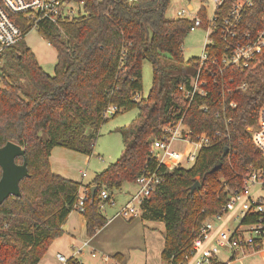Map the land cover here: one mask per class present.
Returning a JSON list of instances; mask_svg holds the SVG:
<instances>
[{"label": "trees", "instance_id": "trees-1", "mask_svg": "<svg viewBox=\"0 0 264 264\" xmlns=\"http://www.w3.org/2000/svg\"><path fill=\"white\" fill-rule=\"evenodd\" d=\"M75 1L85 3V16L61 22L59 27L47 21L37 27L56 50L53 74L40 66L24 42L33 20L12 15L22 37L2 55L7 64L1 66L0 74V147L9 141L20 145L28 175L19 182L20 195H10L0 204V264H37L63 234L70 212L79 211L76 204L82 187L89 192L80 213L87 237H93L107 223L102 204L111 203L112 192L123 183H135L146 172H155L162 180L140 202V216L164 224L161 259L166 264L185 261L203 220L220 212L230 193L241 188L249 167L264 166L247 130L259 122L264 104V52L254 69L229 67L223 75L212 77L203 72L206 93L196 94L190 101L178 86L189 85L199 57L184 59L182 45L190 21L166 18L170 0ZM233 1L223 0L216 9L219 17L227 14ZM262 16L264 0H252L243 13L240 33L261 28ZM213 38L214 44L205 48L209 56H219L224 44L219 32ZM144 60L152 66V84L145 98L135 99L142 91ZM183 65L192 66L191 73L172 74ZM221 80L225 89H231L224 97L234 107L223 103ZM243 80L245 89H237ZM109 106L116 107L114 113L139 109L129 129H120L124 148L119 158L88 184L53 173L49 162L52 148L93 153ZM180 118L193 137L213 136L217 131L225 136L201 147L190 167L167 168L152 156V142L163 136L166 124ZM225 148L228 151L223 156ZM15 161L22 163L23 157ZM217 161H221L220 168L211 171ZM196 181L200 187L189 193ZM102 190L108 192L106 200L100 199ZM66 264L83 263L69 257Z\"/></svg>", "mask_w": 264, "mask_h": 264}, {"label": "built area", "instance_id": "built-area-1", "mask_svg": "<svg viewBox=\"0 0 264 264\" xmlns=\"http://www.w3.org/2000/svg\"><path fill=\"white\" fill-rule=\"evenodd\" d=\"M138 0H125L127 3H135ZM197 2V10L194 12L191 2ZM172 2H185V6H177L172 19H185L190 21L189 31L202 27L206 31L207 42L203 46L202 55L195 74L189 75V85L180 84L178 89L184 97L191 101L196 95L206 93L207 80L202 77L203 72L208 76L224 74L229 67L237 69H254L261 63L264 52V16L261 17L262 27L251 33L242 35L240 26L243 13L252 0H234L224 16L219 17L216 9L221 6L223 0H170ZM168 6V7H169ZM168 9V8H167ZM87 8L83 1L75 0H0V62L6 48L15 45L22 37V30L14 14H23L33 21L30 26L38 27L43 21L51 22L59 27L64 21L85 16ZM219 32L224 52L219 56H209L206 45L214 44L213 34ZM231 78L228 82H231ZM215 82V81H214ZM222 94L224 97L231 93V89L224 88L221 80ZM246 82L241 81L237 89L243 90ZM136 94L135 99H138ZM223 103L234 107L233 101L224 97ZM206 109L205 107H201ZM115 106H109L105 116L109 112H115ZM219 116L216 113V117ZM247 130L251 133L253 142L264 159V104L259 110V122ZM163 136L154 139L151 146V154L157 163L167 168L183 166V162H194L201 147L207 146L213 141L219 140L225 135L217 131L213 136L198 134L192 136L190 128L184 123L183 118L176 122H170L163 127ZM219 138V139H217ZM175 142L185 143L183 150L172 147ZM184 167V166H183ZM85 176V173H82ZM161 177L154 173H143L135 180L139 186L137 193L125 202L118 214L124 219H133L140 214V202L147 198L161 181ZM89 188L82 187L77 201L79 211L83 210V202L88 198ZM108 192L102 190L100 199L106 200ZM228 252L229 258L223 262L219 258L220 250ZM91 253V256H95ZM259 256L260 264H264V166L249 167L243 178L241 188L230 193L221 211L206 217L198 231L192 238L191 253L185 260L176 264H243L248 257ZM60 264H66L67 258L57 254ZM108 260V258H104ZM110 264H121L111 262Z\"/></svg>", "mask_w": 264, "mask_h": 264}, {"label": "rangeland", "instance_id": "rangeland-1", "mask_svg": "<svg viewBox=\"0 0 264 264\" xmlns=\"http://www.w3.org/2000/svg\"><path fill=\"white\" fill-rule=\"evenodd\" d=\"M197 2H191L194 12L197 10ZM185 2H172L166 11V18L172 19L174 17V10L177 6H185ZM24 42L34 53L40 66L49 74H53L54 64L56 62V50L48 43V41L40 35L36 28L29 30L24 36ZM206 31L202 27H198L193 31H189L183 40L182 53L185 60L191 57H200L203 52V46L206 44ZM7 64V57L3 56L0 62L1 66L5 68ZM193 67L190 65H183L172 74H181L183 72H190ZM2 82L0 79V86ZM152 84V66L149 61L144 60L142 63V91L139 93V98H145ZM139 114L138 108H131L127 110H120L117 113L109 112L106 115L107 120L100 126L98 136L95 140L93 153L91 155H84L77 151L67 149L65 147L56 146L52 148L49 162L51 171L60 176L66 177L82 184L90 183L95 175L105 169L109 164L115 162L123 148L124 142L120 129L128 130L133 120ZM187 144L175 142L172 147L176 150H183ZM193 162H183L184 167H190ZM173 168V166L171 165ZM85 173V176L82 175ZM131 191L139 189V186L134 182H127ZM112 199L114 204L105 202L102 204L101 210L103 215L107 218L114 215L121 201L125 198L124 192L121 188L115 189L112 192ZM80 212V211H79ZM140 215V214H139ZM120 216V215H119ZM123 218V217H122ZM132 220V219H125ZM148 221V220H147ZM156 222V221H150ZM164 233V232H163ZM159 230H154L146 236L141 246L134 248L130 256L133 264H142L146 260V264H166L161 259L160 252L164 245V234ZM144 242V243H143ZM219 258L225 262L228 258V252L220 250ZM90 260V259H89ZM261 259L255 255L243 260V264H260ZM238 264V263H233Z\"/></svg>", "mask_w": 264, "mask_h": 264}, {"label": "crops", "instance_id": "crops-1", "mask_svg": "<svg viewBox=\"0 0 264 264\" xmlns=\"http://www.w3.org/2000/svg\"><path fill=\"white\" fill-rule=\"evenodd\" d=\"M128 185L125 182L120 187L125 198L121 201L119 209L138 191H131ZM114 203L115 200L112 199L110 204ZM119 209L114 215L107 217V223L90 238L86 235L84 216L78 210H72L62 226L63 234L50 244L37 264H60L57 254L76 258L83 264H110L114 261L133 264L130 256L134 248L141 246V240L154 230L163 233L164 224L144 220L140 215L132 220H125L119 216ZM91 253L96 255L92 257ZM115 254H119V257H114ZM142 264H146V260H143Z\"/></svg>", "mask_w": 264, "mask_h": 264}, {"label": "water", "instance_id": "water-1", "mask_svg": "<svg viewBox=\"0 0 264 264\" xmlns=\"http://www.w3.org/2000/svg\"><path fill=\"white\" fill-rule=\"evenodd\" d=\"M227 151L228 149L225 148L222 155L225 156ZM24 153V149L14 142L9 141L0 147V204L10 195H20L19 182L28 175L27 162ZM19 156L23 157L22 163H17L15 161V158ZM220 166L221 161H217L211 171L219 169ZM199 187V181L194 182V184L190 186L189 193H192ZM94 193L95 186H92L91 196H94Z\"/></svg>", "mask_w": 264, "mask_h": 264}]
</instances>
